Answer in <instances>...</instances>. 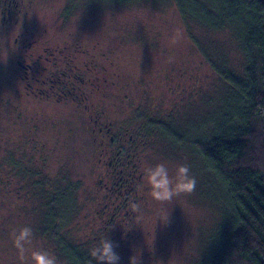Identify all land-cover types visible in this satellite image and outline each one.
<instances>
[{
  "label": "rangeland",
  "instance_id": "rangeland-1",
  "mask_svg": "<svg viewBox=\"0 0 264 264\" xmlns=\"http://www.w3.org/2000/svg\"><path fill=\"white\" fill-rule=\"evenodd\" d=\"M70 4L77 8L69 16L66 9ZM10 5L14 10L9 12ZM94 5L99 3L0 0V165L13 157L14 165L9 168L15 181L14 192L0 190V264H33L32 251L51 253L54 243L41 232V213L34 210V199L19 192L23 168L40 171V177L49 180H61L62 185H66L64 177L63 181L79 184L76 207L69 209V221L60 231L69 243L84 244L91 251L105 236L118 245L119 264H130L133 256L137 264H203L198 253L207 244L211 227L217 223L218 205L223 202V196H215L219 194L217 185L213 190L207 180L210 175L203 174L191 150L175 148L156 133L146 134V140L138 138L137 129L131 132L135 146L125 150L129 133L119 136L128 126L143 124L134 121L139 106L162 121L174 113L169 121L174 118L179 124L173 126L196 131L198 115L209 117L211 106L221 104L214 96L222 88L196 38L208 43L222 41L228 47L233 43L226 33L206 35L202 28L188 24L173 4L142 3L105 11H97ZM44 29L57 50H52L54 55L41 56L39 62L28 57L30 51L22 42L29 37L27 32ZM177 29L181 35L174 43ZM231 54L239 60L236 51ZM17 61L25 66L30 63L31 68L25 70ZM90 62L96 69L86 74ZM61 67H68V77L63 79L69 82L72 94L67 97V87H61L64 97L57 96L60 85L56 76ZM103 78L113 81L103 85ZM89 80L96 82L90 84ZM191 101L194 104L189 105ZM104 124L110 126L115 143L136 157L117 155L120 148L114 141L110 145L108 133L100 132ZM116 156L123 157L129 168L126 172H133L135 178V190L127 201L126 195L116 194L112 187L114 173L122 166L117 159L109 164ZM160 163L172 175L179 165H188L197 182L195 191L171 202L154 200L144 171ZM0 172L2 179L10 173ZM30 180L35 181L36 176ZM24 227L32 230L31 244L21 253L14 241ZM201 240H205L203 244ZM56 259L57 264H66L64 259Z\"/></svg>",
  "mask_w": 264,
  "mask_h": 264
},
{
  "label": "trees",
  "instance_id": "trees-1",
  "mask_svg": "<svg viewBox=\"0 0 264 264\" xmlns=\"http://www.w3.org/2000/svg\"><path fill=\"white\" fill-rule=\"evenodd\" d=\"M95 1L99 3L94 5L97 11L137 7L142 3L173 4L184 21L202 28L206 35L228 34L233 47L222 41L208 43L196 38L198 49L205 54L222 86L214 96L221 99V104L217 108L210 105L212 117L211 113L209 117L204 116L205 113L198 115L200 123L191 133L188 126L184 129L173 126L179 124L174 118L169 121L172 115L174 117L173 112L162 121L152 118L150 112L139 106L135 109L134 121L141 120L143 124L128 126L119 137L129 133L125 150L135 146L133 129L139 130L138 138L146 139V134L156 133L175 148H187L197 156L203 174L210 175L207 180L211 187L217 185L219 194H211L224 199L218 205L217 223L211 227L207 244L198 253L203 264H264V0ZM77 4L68 6L67 15L75 12ZM232 51L240 55L239 60L233 59ZM91 64L93 62L86 63V74L96 69L94 65L91 68ZM100 81L108 85L113 80ZM70 87L68 82V89ZM110 136L115 143L116 137ZM122 151L127 153L124 148ZM10 159L4 166L0 165V170L10 172L6 179H2L0 172V190L14 192L15 181L9 168L14 165V159ZM21 171L23 180L19 192L23 190L28 199H34V210L41 213V232L54 242L51 254L64 259L66 264H95L92 250H87L84 244L69 243L60 234L69 221V209L76 207L79 184L63 181L64 177L62 182L66 185H62L61 180L40 177V171L29 172L24 168ZM33 176H36L35 181L30 180Z\"/></svg>",
  "mask_w": 264,
  "mask_h": 264
},
{
  "label": "clouds",
  "instance_id": "clouds-1",
  "mask_svg": "<svg viewBox=\"0 0 264 264\" xmlns=\"http://www.w3.org/2000/svg\"><path fill=\"white\" fill-rule=\"evenodd\" d=\"M181 32L176 30L175 43ZM144 176L147 185L150 188L151 197L158 202H171L175 197L181 194H190L196 189V179L190 174V168L186 164L179 165L176 168L175 174L169 172L168 167L163 163L156 164L145 169ZM132 207L135 209L136 204ZM32 230L29 227H24L19 230L15 236V245L21 253L27 251L26 245L31 244ZM117 244L107 237H102L91 251L92 257L96 264H119L121 257L115 251ZM33 264H57L56 257L45 251L35 250L31 253ZM130 264H137L135 256L131 258Z\"/></svg>",
  "mask_w": 264,
  "mask_h": 264
},
{
  "label": "flooded vegetation",
  "instance_id": "flooded-vegetation-1",
  "mask_svg": "<svg viewBox=\"0 0 264 264\" xmlns=\"http://www.w3.org/2000/svg\"><path fill=\"white\" fill-rule=\"evenodd\" d=\"M27 34L29 37L26 38L25 41L22 42V44L24 45L23 48L25 50L30 51V52H27L28 57L38 58V60L40 62L42 60L41 56L43 57L47 53L54 55V52H52V50H57V48H53L51 46V42L47 38V31L45 29L42 31L32 30L31 32H27ZM67 48H68V46H65L64 50L66 51ZM65 51H63V52H65ZM17 62H18L17 63L18 66L24 68L25 70H27L26 67L31 68L30 63H27L25 66L21 61H17ZM67 70H68V67H67ZM67 70L65 68L61 67V70L58 72V74L56 76L59 79V85H60V86H58V89L60 91L57 93V96H60V97H64V96L67 97V91L65 90V92H66V94H65L61 90L62 88L66 87V85H65L66 81H64L63 78L68 77ZM37 73H39V71ZM28 87L30 88V85H28ZM32 88H33V85H32ZM63 94H65V95L63 96ZM96 123L98 124L99 121ZM110 131H111V128L109 125L105 126V124H104L103 126L102 125L100 126V132H102L103 134L110 133ZM110 140L113 142L114 141L113 137H111ZM115 144H116V146H118L120 148V149H118L117 155H119V154L121 155V153H123L122 146L119 143H115ZM126 154H128L127 156L129 158H130L131 154L133 155V157H136V154L132 153V152L126 153ZM116 157L112 158L109 164L111 165L112 163H114L113 160L117 159L116 162H120L119 165H122V166H120L116 170V172L114 173L116 176H114V178H115L113 180L114 185L112 187H113L114 192L116 194H119L120 196L126 195L125 201H127L129 198V193H132V191L135 190L134 184H133L135 178H134L133 172L132 173L126 172L129 168H128L127 164H124V161L122 160L123 157H119V158L118 157L116 158ZM117 198H118V196H117Z\"/></svg>",
  "mask_w": 264,
  "mask_h": 264
},
{
  "label": "bare ground",
  "instance_id": "bare-ground-1",
  "mask_svg": "<svg viewBox=\"0 0 264 264\" xmlns=\"http://www.w3.org/2000/svg\"><path fill=\"white\" fill-rule=\"evenodd\" d=\"M10 8H11V5H10ZM11 10H14L13 7H12L10 10H8V11L10 12ZM82 77H83V76H82ZM82 81H83V80H82ZM87 81H88V80L86 79V83H87ZM91 81H93V80H89L90 84H94V83L96 82V81H95V82L93 83V82H91ZM84 82H85V81H84ZM65 85H66L67 90H68V92H67V96H69V95L72 94V90H71V89H68V83H67V84L65 83ZM74 88H75V87H74ZM67 90H66V91H67ZM142 138H143V137H142ZM143 139H144V138H143ZM145 140H146V139H145Z\"/></svg>",
  "mask_w": 264,
  "mask_h": 264
}]
</instances>
